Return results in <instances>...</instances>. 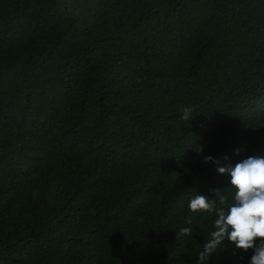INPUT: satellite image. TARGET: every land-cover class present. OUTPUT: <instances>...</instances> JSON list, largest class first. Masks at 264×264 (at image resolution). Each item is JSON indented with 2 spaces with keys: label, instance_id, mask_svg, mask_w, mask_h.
I'll return each instance as SVG.
<instances>
[{
  "label": "trees",
  "instance_id": "1",
  "mask_svg": "<svg viewBox=\"0 0 264 264\" xmlns=\"http://www.w3.org/2000/svg\"><path fill=\"white\" fill-rule=\"evenodd\" d=\"M258 152L264 0H0V264H196Z\"/></svg>",
  "mask_w": 264,
  "mask_h": 264
},
{
  "label": "clouds",
  "instance_id": "2",
  "mask_svg": "<svg viewBox=\"0 0 264 264\" xmlns=\"http://www.w3.org/2000/svg\"><path fill=\"white\" fill-rule=\"evenodd\" d=\"M192 113V108L184 107L181 119L191 120ZM239 154L240 150L237 149ZM205 162H214L220 174H228L231 188L235 191L230 203L221 189H211L215 193L214 197L219 198L218 202L199 193L190 197L188 208L192 213L214 216L212 230L198 250L196 264H208L212 254L224 247L225 240L244 252L252 250L250 264H264V154L258 152L246 156L235 165L227 163L219 166L221 162L212 156H206ZM191 223L189 219L188 224ZM192 231L191 227H182L177 239L190 236Z\"/></svg>",
  "mask_w": 264,
  "mask_h": 264
}]
</instances>
